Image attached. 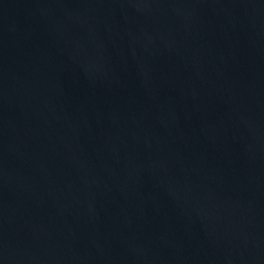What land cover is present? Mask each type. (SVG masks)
<instances>
[{"label": "water", "instance_id": "1", "mask_svg": "<svg viewBox=\"0 0 264 264\" xmlns=\"http://www.w3.org/2000/svg\"><path fill=\"white\" fill-rule=\"evenodd\" d=\"M0 264H264V0H0Z\"/></svg>", "mask_w": 264, "mask_h": 264}]
</instances>
